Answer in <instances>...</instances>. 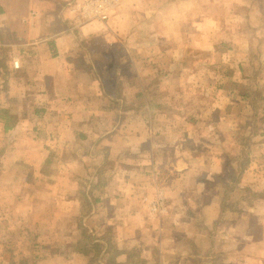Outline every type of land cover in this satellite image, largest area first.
Instances as JSON below:
<instances>
[{
  "label": "crops",
  "instance_id": "crops-1",
  "mask_svg": "<svg viewBox=\"0 0 264 264\" xmlns=\"http://www.w3.org/2000/svg\"><path fill=\"white\" fill-rule=\"evenodd\" d=\"M86 2L0 0V264H264V0Z\"/></svg>",
  "mask_w": 264,
  "mask_h": 264
},
{
  "label": "rangeland",
  "instance_id": "rangeland-1",
  "mask_svg": "<svg viewBox=\"0 0 264 264\" xmlns=\"http://www.w3.org/2000/svg\"><path fill=\"white\" fill-rule=\"evenodd\" d=\"M202 39L203 40H207V42H209V40H213V38H202ZM214 39L215 40L216 39L221 40L222 38H214ZM173 40H174V38H173ZM180 40H181V43L180 44H182L183 41H186L187 42V46L191 45L190 42L196 41V40H193L192 38H184V39L180 38ZM233 40H234V42H233ZM238 41H239V38H232V43L234 45H237L238 44L239 46L240 45L243 46L244 43L243 42H238ZM172 43H174L175 45H177L178 44L177 39L174 42H172ZM168 44H170V43H168ZM174 44H172V45H174ZM195 44H197V42ZM216 44H218V43L216 42ZM202 45L204 46L203 43L202 44L199 43L196 46H193L192 45L191 48L195 49V51L194 52H190V54L187 53L188 51L187 52H184L183 51V54L184 53H187V56L186 57H187V59H189V60H187L184 63H188V66L190 68L191 67H197V71H199V72L195 71L196 74H194L190 79L188 78V76H184V75H180L179 78H175L173 76H168L167 78H164V82H165L166 86L172 88L174 86L181 85V83H187V85L189 83H192L191 86H194V83L196 82V86H199V84L201 83L200 86H203V88H204V89H202L203 92H207V82L209 83L211 79L212 80H216L217 79V76H219V75H217L215 73V70L214 69L215 68H219L222 65V63H224L225 61H224V59L221 58L223 54L221 55V57H220V55L218 57H215V60L217 61L215 63H214V61H215L214 59H213V62L212 63H210L208 61H202V60H200L198 57H202V58L204 57V53H205L204 50H210V48H213V46H211V47H209V49H203L204 47ZM206 45H208V44H206ZM222 51L225 52V50H222L221 49L219 51V53H221ZM235 53L236 54L234 56L240 55L237 50H236ZM194 58L195 59L197 58L196 61H198V62L194 63V60H195ZM237 58L235 57V59H237ZM234 64H235L234 65V68H235L236 67V62ZM181 65H182V63L178 64L177 67H181ZM247 72H248V74L251 73L250 68H247ZM248 78H249V76H247V79ZM243 85L246 86L245 84H243ZM179 88H181V87H179ZM182 88H184L183 84H182ZM186 88H188V87H186ZM182 90L183 91H181L182 92L181 95H183V92H185V93H192V91L190 89H182ZM216 108H217V106L214 107V109H216ZM253 119H255V120H253ZM255 121H256V118L255 117H251V118H249V120H246L247 127L245 128V132L248 131L249 133H252V132L253 133H256L259 130V128L255 124ZM244 122L245 121L241 122V124H243Z\"/></svg>",
  "mask_w": 264,
  "mask_h": 264
},
{
  "label": "built area",
  "instance_id": "built-area-1",
  "mask_svg": "<svg viewBox=\"0 0 264 264\" xmlns=\"http://www.w3.org/2000/svg\"><path fill=\"white\" fill-rule=\"evenodd\" d=\"M86 6L82 9V13L84 15H92L98 16L99 18H106V7L109 5L108 0H100V1H93V0H86ZM17 65V62H15Z\"/></svg>",
  "mask_w": 264,
  "mask_h": 264
}]
</instances>
